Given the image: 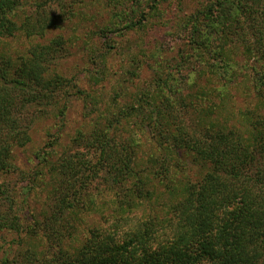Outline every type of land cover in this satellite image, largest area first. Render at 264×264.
<instances>
[{
  "label": "trees",
  "instance_id": "trees-1",
  "mask_svg": "<svg viewBox=\"0 0 264 264\" xmlns=\"http://www.w3.org/2000/svg\"><path fill=\"white\" fill-rule=\"evenodd\" d=\"M29 1L35 0H0V43L15 37L19 31L26 37L42 38L47 30L57 26L61 18L45 10L37 11L36 17H23L18 24L15 16ZM62 1L47 0L51 4ZM161 2L104 1L114 10L115 17H144L146 8L158 11ZM258 3L260 0H198L197 9L184 18L188 49L208 70L207 82L227 81L220 85V93L221 86L234 82L237 74L228 50L217 49L213 46L215 42L225 41L233 33L243 44L241 53L246 59L264 61V21L249 27L254 29L250 35H256V42H251L246 25L238 18V15L252 16L251 8ZM99 34L102 36L103 32ZM64 42L58 37L48 44L36 43L26 54L15 58L0 52V175L13 170V147H23L28 141L26 111L42 102L46 105L54 102L59 90L68 86L52 70ZM252 43L256 47L249 48ZM193 61L188 56L182 57L174 69L179 67L175 70L178 71L180 66L192 65ZM160 80L155 93L147 95L150 101L132 108L134 114L142 115L141 123L148 120L157 124L154 135L158 142L161 139L164 142H160V148L165 151L163 162L156 173L145 166L135 169L129 154L108 143L104 129L93 132L85 140L98 152L99 168L67 159L50 167L49 174L52 172L54 180L48 196L50 208L43 212L39 226L49 248L53 249L54 244L47 235H53L57 242V256L53 255L49 261L55 260V264H264V130L241 131L220 124L213 106H205L193 117V125L187 124L188 106L196 107L192 100H186L191 95L183 97L180 90L172 87L177 79L170 71ZM193 86L195 83L189 88ZM166 87L174 95L172 100L159 95ZM213 87H205L202 95L218 90ZM76 94L82 95L78 90ZM154 95L159 96L158 103L154 102ZM152 102L155 107L150 110ZM181 156L201 169L195 181L171 172L170 161ZM90 189L107 200L101 203L107 204L105 216L112 217L108 228L111 234L108 239H102L105 242L90 239L70 253L69 247L63 249L61 245L64 240L72 239L76 225L87 223L85 216L91 211L103 214L99 213L100 205L94 206L96 199L83 198ZM1 196L0 190V232H21V223L10 215V208L4 210ZM147 203H151L149 207L154 205V211L146 218L135 217V222L128 219L134 210H139L138 206L143 208ZM90 243L95 250H90ZM38 253L35 249L28 257L33 259ZM0 264L9 262L5 258Z\"/></svg>",
  "mask_w": 264,
  "mask_h": 264
},
{
  "label": "rangeland",
  "instance_id": "rangeland-1",
  "mask_svg": "<svg viewBox=\"0 0 264 264\" xmlns=\"http://www.w3.org/2000/svg\"><path fill=\"white\" fill-rule=\"evenodd\" d=\"M104 1L85 0L72 4L67 0L61 4H51L47 0L29 1L15 16L18 24L23 17H36L37 11L45 10L53 17L61 18L57 26L47 30L42 38L26 37L19 31L15 37L0 43V52L15 58L26 54L33 44H48L60 37L65 42L52 70L68 83L59 90L60 95L54 102L48 105L42 102L26 111L25 137L28 141L23 147H13V170L0 175L4 210L10 208V215L18 218L22 226L19 233L0 232V262L6 258L9 264H55V260L49 259L57 256V242L53 235H47L54 244L53 249L49 248L39 227L43 212L50 208L48 196L54 185L49 169L63 159L99 168L98 152L85 141L93 132L104 129L108 143L116 144L129 154L135 169L145 166L155 173L160 169L165 151L160 148L163 140L158 142L154 135L157 132L154 124H157L148 120L141 123L142 115L134 114L132 108L150 101L147 95L155 93L157 82L169 71L177 79L172 87L180 90L183 97L191 95L186 100H192L193 107L196 105L194 109L188 106L190 118L186 117L185 123L193 125V117L200 114L201 109L213 106L214 116L220 124L241 131L264 130V61L246 59L241 53L243 44L232 33L227 37L229 40L215 42L213 46L228 50L234 60L237 79L221 86L222 93L219 92L220 85L226 80L208 83V70L192 56L187 46L188 33L184 30V18L197 9L198 0H162L158 11L151 12L146 8L144 17H115L114 10ZM263 2L260 0L257 6H252V16L238 15L247 27L251 42H256V35H250L254 29L249 27L264 21ZM128 26L130 28L124 30ZM100 32H103L102 36ZM238 35L242 37L243 34L239 31ZM253 47H256L254 43L249 45V48ZM186 56L194 60L193 64L185 63L175 71L179 68L174 69L179 65L178 61ZM194 83L190 89V84ZM212 86L218 90L212 89L208 96L202 95L205 87ZM76 90L82 95L76 94ZM164 91L159 95L166 99L170 97V100L174 98L167 87ZM154 102H159V96H155ZM154 102L148 107L150 110L155 107ZM152 117L155 119L154 114ZM170 170L176 175L188 176L191 181L202 172L184 156L171 160ZM83 198L96 199L94 206L100 205L99 213L103 214L91 211L85 216L87 223L83 221L76 225L72 239L64 240L61 245L63 249L69 247L70 253L90 239L105 242L102 239H108L111 234L108 228L112 217L105 216L107 204L101 203L107 200L91 189L85 191ZM148 205L151 203L143 208L138 206L139 210H134L128 219L135 222V217L146 218L152 209L154 211V205ZM90 245V250H95L92 243ZM35 249L39 251L38 255L33 259L28 257ZM35 258L37 262H34Z\"/></svg>",
  "mask_w": 264,
  "mask_h": 264
}]
</instances>
